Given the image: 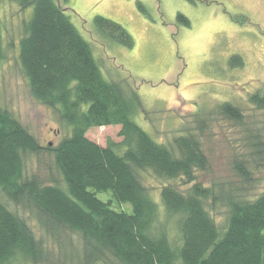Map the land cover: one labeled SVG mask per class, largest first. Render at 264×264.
Returning a JSON list of instances; mask_svg holds the SVG:
<instances>
[{
  "label": "trees",
  "instance_id": "obj_1",
  "mask_svg": "<svg viewBox=\"0 0 264 264\" xmlns=\"http://www.w3.org/2000/svg\"><path fill=\"white\" fill-rule=\"evenodd\" d=\"M12 1L22 11L32 8L18 57L30 94L57 111L72 134L55 147L42 146L0 105V191L41 231L38 238L28 219L0 199V264H264V192L248 200L239 191L204 186L197 170H206L208 159L197 136L182 135L166 145L142 129L133 120L144 112L139 93L104 77L91 45L56 0ZM178 18L190 26L185 16ZM95 23L104 37L134 46L119 23L101 16ZM231 64L244 62L234 56ZM250 101L264 110V87ZM220 111L242 120L230 103ZM107 126H120V143L110 139L101 146L87 137L89 130ZM42 153L54 156L57 176L26 175L25 159ZM236 168L248 177L242 165ZM145 171L189 186L162 187L164 220L141 177ZM101 193L110 199L101 200ZM217 202L227 208L223 227L209 210ZM174 218L179 242L170 238ZM74 235L81 252L73 247Z\"/></svg>",
  "mask_w": 264,
  "mask_h": 264
},
{
  "label": "rangeland",
  "instance_id": "obj_2",
  "mask_svg": "<svg viewBox=\"0 0 264 264\" xmlns=\"http://www.w3.org/2000/svg\"><path fill=\"white\" fill-rule=\"evenodd\" d=\"M66 10L108 81L135 89L144 112L133 120L151 137L166 145L193 134L208 159L206 170H197L198 181L217 193L239 191L254 200L264 192V110L250 96L264 87V0H56ZM138 2H141L138 4ZM32 8L22 11L12 0H0L3 26V54L0 60V105L8 109L42 146H57L71 136L72 127L59 114L34 99L19 63L24 20ZM179 15L190 21L186 26ZM101 16L122 25L134 39L132 48L104 37L95 23ZM240 56L242 67H233L231 58ZM230 103L242 112V120L222 114L220 106ZM120 126L93 128L87 137L106 146L108 140L122 141ZM26 175L47 179L58 175L54 156L28 155ZM242 165L248 177L236 167ZM144 184L158 204L160 218L165 209L162 187L174 185L184 191L181 180L141 172ZM98 197L107 202L108 193ZM0 199L22 216L0 191ZM131 211L129 205L124 206ZM223 227L227 208L217 202L209 207ZM28 219V217H26ZM36 236L41 231L29 220ZM170 238L179 242L177 218L169 222ZM81 252L78 236L71 237Z\"/></svg>",
  "mask_w": 264,
  "mask_h": 264
}]
</instances>
